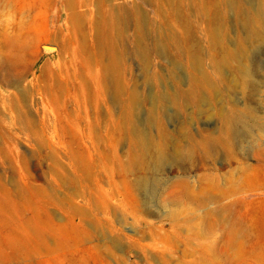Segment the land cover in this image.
<instances>
[{
    "label": "rangeland",
    "instance_id": "obj_1",
    "mask_svg": "<svg viewBox=\"0 0 264 264\" xmlns=\"http://www.w3.org/2000/svg\"><path fill=\"white\" fill-rule=\"evenodd\" d=\"M252 1L234 0L246 10ZM66 2L11 0L10 11L0 13L1 56L20 66V52L4 44L17 37L29 46L31 68L15 86L0 81V264H264V156L262 162L253 156L264 149V131L258 145L245 144L230 165L223 159L209 165L222 184L238 168L249 166L260 167L263 179L258 187L247 183L248 189L233 197L241 203L229 217L239 215L242 224L226 225L201 239L189 223V212H196L193 205H186L174 224L170 216L181 207L161 202L170 181L196 179L202 171L183 174L165 167L161 175L147 176L158 185V193L145 199L129 185L133 177L123 169L130 122L151 136L158 120L172 139L179 126L204 135L218 126L221 110L236 102L240 110L250 108L264 127V42L255 51L252 44L244 46L243 70L249 68L255 89L240 78L238 89H220L232 76L216 73L210 64L212 57H221L210 42L213 28L225 45L243 37L240 17L226 0H115L114 7L122 6L129 14L136 10L143 55L137 53V34L128 26L118 46L122 100L113 102L95 81L99 67L89 76L85 59L74 52L75 43L86 52L91 46L94 52L98 49L91 38L83 44L71 30ZM92 9L83 4L77 11L88 20ZM42 64L54 72L53 82L38 78ZM206 80L218 92L209 91ZM191 88L194 93L186 95ZM23 89L35 90L29 107L17 93ZM14 95L18 109L28 110L25 121L11 112ZM203 98L205 105L195 102ZM201 247L210 252L203 256Z\"/></svg>",
    "mask_w": 264,
    "mask_h": 264
},
{
    "label": "bare ground",
    "instance_id": "obj_2",
    "mask_svg": "<svg viewBox=\"0 0 264 264\" xmlns=\"http://www.w3.org/2000/svg\"><path fill=\"white\" fill-rule=\"evenodd\" d=\"M114 1L115 0H67L65 9L67 12L66 19L71 30L79 36L83 44L91 38L93 46L98 49L97 52H94L96 49L94 50L91 46L86 52L82 45L75 43L73 44L75 54L85 59L84 68L89 76H92L94 73V68L99 67L101 72L100 76H93L96 83L104 86L107 91L105 93L113 102H118L120 99L122 100V92L124 89L121 80V72L123 71L121 68L122 63L120 64V61H118V59L121 58L120 56L118 58L119 42L123 39L124 30L128 26H131L136 34L139 32V27L134 20L136 10L129 14L122 6L114 7ZM83 4L93 7L91 10V19L87 20L83 14L78 13L77 9L81 8ZM226 4L237 11L236 14L240 17L239 22L243 30V37H236L234 42L225 45L218 40L219 36L215 28H213L215 36L212 33L213 35L211 36L210 42L213 44V49H218L219 56L221 57L218 59L212 57L210 64L216 73L228 71L230 76H232L229 83L224 84V86L219 84L220 89L221 87L226 88L228 91L238 89L236 78H240L243 80L244 84L251 85L254 90L255 85L253 81L249 79V68L246 66L243 70L246 59V50L244 46L248 47L252 44L255 51L256 44L259 45L264 42V37L261 34L262 28H264V0H253L252 3H248V5H246L248 10H246L245 6L242 9L241 5H238L234 0H226ZM10 7L11 0H0V13H8L10 11L8 8ZM139 38L137 34L135 47L137 48V53L143 55L138 49L140 46ZM142 42L143 41H141V43ZM4 44L6 47L8 46L10 50L16 49L21 54L19 61L20 66L18 67L12 66L7 60H4L0 54V81L10 86H15L16 81L19 79L21 80L22 77L31 70L29 60L26 58V52L29 46L27 42L25 44L24 41H19L17 37L6 39ZM214 44H216L218 48ZM59 47L60 53H62L65 48L63 43H60ZM12 68H15V73L11 71ZM34 73L35 72H33V75ZM37 73L38 78H42L44 81L53 82L55 79L54 72L49 70L46 64H42L38 68ZM202 82L205 83V79H203ZM53 85H55V83ZM206 87L213 93L218 92L215 90V86L212 85V83L209 84L208 82ZM51 90H53V88ZM34 91L33 89H23L17 90V93L21 97V101L29 107L33 102L32 98L34 97H32V94ZM188 93L193 94V88H191L190 91H186L185 94L189 96ZM17 96L14 95L9 107H11V112L16 114L18 120L25 121L28 110L22 111V108L20 111L18 109L17 100H15ZM133 99H135V97ZM197 101L204 105L207 103L205 98L197 99L195 102ZM25 107L27 108V106ZM217 118L218 126L211 132L209 131L210 133L193 135L183 131L182 127L179 126L173 132V134H175L174 139H172V135L158 123L159 120L156 122L157 127L154 136H151L149 132L131 122L126 125L130 145L127 153V163L123 166V169L129 176L133 177L129 185L133 187L134 191L143 195L145 194V199H147V195L150 193H158V185L150 183L151 177L147 176L150 175L155 177L161 175L165 167H174L183 174L190 169L202 171V174L200 176L198 175L196 179L178 177L174 181H170L166 188L167 197L163 198L161 202L162 205L181 207L170 216L172 218V223H174L182 212L187 210L186 205H193L195 211L198 213L189 212L191 215L189 223L195 229V235L198 239L211 235L214 230H219L226 225L239 226L242 224L244 221L239 215L236 214L237 217L234 214V217H229V213L232 214L231 212L233 210V212H237L236 208L239 203V200L233 197L244 190V188L246 189L248 185L253 182L256 183L258 187L259 181L263 179L258 175L260 167L252 168L249 166L241 169L238 168V171L240 170L243 172L252 170L253 174L250 173L252 175L242 174V172L237 171L235 175L232 173L230 174L228 181L223 184L220 183L219 178L215 172H212L213 169H211L209 165L218 159H223L226 164L230 165L232 161L236 160L237 152L240 153L243 151L245 144L248 145V148L258 145L260 139L259 134L263 133L264 127L256 120L250 108L246 106V108L240 110L236 102H231L227 111L223 108ZM26 123L25 126H31V123ZM263 152L264 149H257L254 152L253 156L257 161L262 160L261 158L264 156ZM262 174L264 176V173ZM157 181H160V179ZM261 185L263 186L264 183ZM250 190L252 191V189ZM225 201L227 202L224 203ZM117 223H119V221ZM10 240L11 239H8L7 244L14 247V243L10 245ZM137 243L138 242H136V244ZM201 249V254L203 256L204 253L208 254L210 252L206 248L204 249L201 247Z\"/></svg>",
    "mask_w": 264,
    "mask_h": 264
}]
</instances>
